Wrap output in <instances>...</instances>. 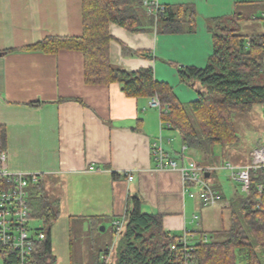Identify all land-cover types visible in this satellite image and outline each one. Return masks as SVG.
Segmentation results:
<instances>
[{
	"label": "crops",
	"instance_id": "obj_1",
	"mask_svg": "<svg viewBox=\"0 0 264 264\" xmlns=\"http://www.w3.org/2000/svg\"><path fill=\"white\" fill-rule=\"evenodd\" d=\"M156 1L183 19L182 10L192 9L191 21L180 32L154 25L131 32L110 23L109 58L128 71L152 68L154 78L185 104L197 98L196 89L184 93L176 87L196 83H182L178 68L207 64L213 50L211 19L239 13L241 21L256 20L251 35L264 34V0ZM82 34L83 0H0V146L10 171L38 174L44 192L58 201L54 224L61 227L50 229L55 264L63 244L70 257L75 226L78 233L95 232L107 221L122 219L134 194L142 212L161 216L170 236L187 233L191 244L199 242L202 221L195 211L201 197L189 196L198 186L185 183L179 169L157 168L153 144L161 138L168 145L175 130L149 107L151 97L127 96L118 83H87L79 50L28 49L48 37ZM184 146L180 140V147L168 149L180 164L193 161ZM211 167L216 169L203 175L208 185L223 169ZM229 202L224 200L225 206Z\"/></svg>",
	"mask_w": 264,
	"mask_h": 264
},
{
	"label": "trees",
	"instance_id": "obj_2",
	"mask_svg": "<svg viewBox=\"0 0 264 264\" xmlns=\"http://www.w3.org/2000/svg\"><path fill=\"white\" fill-rule=\"evenodd\" d=\"M142 1L83 0L82 36L48 37L28 49L47 53L61 49L81 51L87 83H118L130 97L156 96L166 108L161 117L170 124L168 129L178 132L186 149L200 154L202 162L208 163L203 166L226 163L215 157L214 150L219 146L225 151L237 137L232 115L264 104V34H241L238 25L243 16L239 13L211 19L213 50L207 64L178 68L182 83L195 82L201 86L197 98L185 104L168 84L154 78L152 68L128 71L110 61V23L131 32L153 25L163 26L168 32H180L193 16L192 9L184 8L183 19L168 6L155 15L147 12L148 16L143 15L146 10ZM137 54L146 56L144 52ZM260 184H264V171L252 172L248 191H237L225 206L229 211L228 227L215 231L207 240L200 238L199 242L189 245L191 250H187V256L182 245L177 244V237L163 230L161 216L142 212L139 196H129L122 217L124 231L118 238L114 259L108 264H264V191L259 192ZM32 186L30 215L41 222L37 228L45 233V238L38 243L35 263L55 264L50 229L58 217V201L50 198L40 183ZM173 243L178 245L175 251L169 249ZM97 261L103 264L100 256Z\"/></svg>",
	"mask_w": 264,
	"mask_h": 264
},
{
	"label": "built area",
	"instance_id": "obj_3",
	"mask_svg": "<svg viewBox=\"0 0 264 264\" xmlns=\"http://www.w3.org/2000/svg\"><path fill=\"white\" fill-rule=\"evenodd\" d=\"M142 5L149 14H156L158 10L163 9L156 0H143ZM264 19V15H263ZM264 64V61H263ZM149 107L157 108L160 113L166 112L159 99L153 96L149 100ZM166 128L170 127L165 123ZM171 140L168 139V143ZM186 150L184 146L182 151ZM153 155L157 161L159 169H179L183 175L185 183L195 184L201 193L203 205H214L219 201V195L210 188L208 182L203 178L204 174L210 173L216 167L201 166L194 161L180 164L178 160L172 158L163 149V142L160 138L153 144ZM223 169L228 170L232 180L239 183L242 190L247 192L250 186V177L252 172L258 170L264 171V142L252 150L249 162L243 165H233L226 162L221 165ZM132 177L129 175V179ZM39 182V175L36 173L12 172L8 168L7 156L0 146V257L2 264H37L35 263V253L38 249V243L45 238V233L37 227L31 226V209L28 197V188ZM264 191V184L259 185V192ZM190 197H194V192H189ZM198 216L194 215L193 220ZM112 226L117 236L124 231V219H114ZM207 240V234L200 236ZM177 244L182 245L183 253L187 256L188 246L191 241L188 234L177 237ZM178 245L170 244V250H177ZM111 248L100 255L103 264L110 263L112 256ZM188 250V251H187Z\"/></svg>",
	"mask_w": 264,
	"mask_h": 264
},
{
	"label": "rangeland",
	"instance_id": "obj_4",
	"mask_svg": "<svg viewBox=\"0 0 264 264\" xmlns=\"http://www.w3.org/2000/svg\"><path fill=\"white\" fill-rule=\"evenodd\" d=\"M259 21V20H257ZM264 21V19H263ZM256 27V20L249 19L239 22L238 30L243 35H251L254 28ZM179 84V83H178ZM177 84V85H178ZM176 85V86H177ZM178 91L182 90L184 93L189 91L196 90V94L193 98L197 96V90L201 89L199 83L195 87L190 85L186 86L180 84L176 87ZM175 88V89H176ZM190 100V99H189ZM232 122L235 134L237 137L234 139V142L229 144L225 151L219 146L215 147V157L221 160H226L227 162L233 165L245 164L250 160L252 150L256 148L259 144L264 142V104L254 105L246 113H235L232 115ZM166 133L167 130H165ZM170 134V132H169ZM171 144L173 147H180L179 134L176 131H171ZM158 142V141H157ZM163 142V149L165 152H168L169 145ZM187 153L190 152V157L194 162L202 163V165H208L201 160V156L196 151L187 149ZM192 152V153H191ZM218 163H210V165L215 166ZM221 164V163H220ZM228 170L221 169L215 171V180L211 179L210 188L213 189L216 194L219 195V201L214 205H203L202 201L199 207L195 212L201 217L202 229H198L199 232H205L207 236L214 234L215 231L222 228H227L229 225V211L225 208V202H228L232 199L236 191L243 192L241 186L237 185L234 180L227 177ZM33 186L28 188V197L29 201L31 200ZM195 191L196 198L201 197L198 188ZM222 196V197H221ZM224 199V200H223ZM195 215V214H194ZM41 222L38 220L31 221V226L37 227L40 226ZM59 224H53L52 229L60 230ZM101 227H104L102 230ZM81 230V229H80ZM199 232L197 234H199ZM119 236L116 235L112 223L109 221L105 222L103 225H100L98 229L93 232L88 230L78 231L73 229V240L70 249V257L68 247L61 248L60 256H57L58 264H98L97 258L105 250L111 248L112 256L110 261L114 259V250L116 248ZM0 264H2V259L0 257Z\"/></svg>",
	"mask_w": 264,
	"mask_h": 264
},
{
	"label": "water",
	"instance_id": "obj_5",
	"mask_svg": "<svg viewBox=\"0 0 264 264\" xmlns=\"http://www.w3.org/2000/svg\"><path fill=\"white\" fill-rule=\"evenodd\" d=\"M102 228V230L104 229V227H101Z\"/></svg>",
	"mask_w": 264,
	"mask_h": 264
}]
</instances>
